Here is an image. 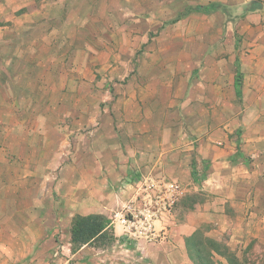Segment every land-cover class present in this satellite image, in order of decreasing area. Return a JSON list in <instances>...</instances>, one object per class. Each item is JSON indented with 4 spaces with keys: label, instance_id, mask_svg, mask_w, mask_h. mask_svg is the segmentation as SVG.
Instances as JSON below:
<instances>
[{
    "label": "rangeland",
    "instance_id": "rangeland-1",
    "mask_svg": "<svg viewBox=\"0 0 264 264\" xmlns=\"http://www.w3.org/2000/svg\"><path fill=\"white\" fill-rule=\"evenodd\" d=\"M164 1L180 3L178 0ZM8 2L14 3L13 0H0V5L5 7L0 13L1 61L16 42L10 40H15L20 31L16 29L13 16L23 14V8L12 10ZM205 2L208 1L184 0L183 7L178 5L173 12L169 9L162 22L159 17L165 13V7L161 8L159 4L151 9L97 8L94 12L100 20L105 21L109 14L117 23H86L81 30L85 38L57 41L56 56L43 55V49L40 56L36 55L39 63L32 76L39 82V117L27 115L19 123L20 128L28 131L22 137L25 143L22 150L16 151L17 146L12 141L8 145L12 151L1 150L0 138V243L5 240V226L8 231V249L6 255L3 249L0 250V264H75L77 258L87 253L80 251L83 246L72 250V217L103 215L110 221L108 233L113 236L115 214L128 213V206H132V213L144 207L157 212L160 221L163 214L168 215L167 225L196 223L198 229L194 235L197 241L205 247H208V241H214L220 253H227L234 264H264L263 218L257 231L245 234L243 240L254 234L246 246L238 244L232 248L227 244L229 234L217 233L215 220L211 221L214 218L207 215V212L211 214V209L203 210L215 196L202 188L207 167L206 161L197 153L202 141L234 151L239 149L241 153L247 144L253 153L250 160L256 162L252 166L251 179L260 184L259 190L264 192V128L255 121L256 111L264 108V104L250 106L252 113L247 117L249 107L242 99L240 86L237 92L234 70L229 80L227 73H223L225 85L220 95H216L217 102H211V19L204 13L198 14L201 12L195 9L208 5ZM41 9L47 13L41 15L38 26L43 31L50 26L47 17L56 14L57 10ZM87 11L90 17H85L89 21L93 13L91 9ZM131 13L135 20L127 24ZM151 14L160 16L151 18ZM9 17L12 21L7 20ZM232 17L229 14L227 19L232 23L225 22L219 30L232 33L231 49L238 52L240 34ZM148 18L156 22H149ZM127 27L130 34L122 32L127 31ZM115 28H120L121 32L113 30ZM43 48L51 51L50 46ZM219 58L229 61L233 68L237 65L232 55L231 60L223 53ZM67 61L70 66H66ZM47 94L49 98H46ZM44 99H47L46 103ZM28 107L30 111L32 107ZM139 111L147 113L148 118L135 120L134 115ZM45 115L49 117L46 121ZM3 122L9 127L13 120ZM135 123L137 127L133 126ZM36 127L39 130L32 136L31 130L35 131ZM224 128L228 130L227 140L218 145L219 140L225 138ZM145 129L151 135L137 138L136 134L147 133ZM139 143L152 150L161 149L160 145L173 144L175 147L176 144L184 149V161L177 168L165 166L143 170L131 166L128 161L141 157L143 152L131 151L129 146ZM111 162L118 167H109ZM192 162L196 170L194 180L191 176L188 181H183L180 177L189 175V171L191 175ZM245 167V162L239 161L238 166L227 168L225 186L232 178L244 175ZM115 170L126 176L117 183ZM177 174L179 178H176ZM106 181L111 191H107ZM134 184L136 193L131 200L127 188ZM170 184L178 185L181 191L167 190ZM12 192L17 194L12 195ZM81 192H88L84 199L88 205L104 202L109 207L108 212L72 213L71 216V206L79 203V199L74 201L71 197ZM104 192L111 196H102ZM35 193L39 196V204H35ZM169 196H173V202L168 201ZM256 207L264 211V199L257 201ZM199 208L203 221H197L195 215ZM167 235L161 229L157 238L167 239ZM130 237L139 239L143 236ZM114 243L113 236L110 241L84 246L95 254L111 250ZM217 262L226 264L223 260L217 259Z\"/></svg>",
    "mask_w": 264,
    "mask_h": 264
},
{
    "label": "crops",
    "instance_id": "crops-1",
    "mask_svg": "<svg viewBox=\"0 0 264 264\" xmlns=\"http://www.w3.org/2000/svg\"><path fill=\"white\" fill-rule=\"evenodd\" d=\"M13 1L14 3L8 2V6L11 7L12 10L23 8V14L18 17L13 16V18H15L13 22H15L16 29H20V31H17L15 40H10L16 42L8 49L7 54H5V59L2 61L0 59V138L2 139L1 150L6 151L13 150L12 147L8 146L11 145V141L17 146L16 151L23 149L25 143L22 137L24 132L27 134L28 131H25L22 127L20 128L19 123L27 115L35 119L39 117L38 108L41 105L39 92H37L39 82L32 74L36 70L35 65L39 63L36 60V55L40 56L42 52L41 49H43V55H48V53H50L56 56L58 54V48L55 47V44L57 45L58 43L57 41H70L73 40V38L81 40L85 38L81 30L86 23L95 25L98 23H117L114 16L109 14L106 16L105 21L100 20L101 18L97 17L96 11L94 12L97 8L130 9L137 7L151 9L159 4L161 8L165 7V13L163 12L161 17H159L160 15L155 16L152 14L150 16L151 18L159 17V21H165L169 9H172L171 12H173V9L178 5L183 7L184 2V0H178L180 1L178 4L176 2H165L164 0H160L159 2L155 0ZM207 1L208 2H205L206 4L219 3L225 6L228 11L226 14L222 10L217 9L210 14H206V17L208 16V19H211V102H217L216 95H220V91L225 85L224 81L226 77L223 73H227V78L229 80L233 70L235 73L238 69L241 75L240 88L243 96L242 99L247 105V108L249 107L247 109L249 111H247L248 117V115L252 113V107L250 106L264 104V0ZM41 8L57 10L56 14H49L47 20L50 22V26L43 31L38 26L41 15L44 14L46 16L47 13L43 12ZM3 9H5V7L1 4L0 13L3 12ZM87 9H91V13H93L89 21L88 18H86L87 16L90 17ZM229 14H232V18L235 19L234 24L237 27V32L240 34L241 41L238 52H232L231 49L232 33L230 31L219 30L223 27L225 22L227 24L232 23L227 19ZM131 16L132 17L128 18L127 24H132L134 22L135 15L131 13ZM7 20L12 21V18L9 17ZM121 20L124 22V17ZM147 20L150 22L152 19L148 18ZM152 21L156 22V20ZM113 30L121 32L119 31L120 28H115ZM122 32L130 34L128 27L127 31ZM49 46L51 51H45L43 47L49 49ZM65 53L66 51L63 55H65ZM221 53L229 55V60H231L230 55H232L237 65L233 68L229 61L224 60V58L220 59ZM65 64L66 66H70L69 61ZM233 78L235 77L233 76ZM47 87H49V84H47ZM51 87L54 86L52 85ZM49 96L50 95L47 94L46 98H49ZM44 102L46 103L47 99H44ZM28 106L32 107L30 111ZM256 113V124L264 128V108H259ZM134 116L136 117L135 120L142 121L147 119L149 115L143 111H139ZM8 119L13 120V123L9 126L11 128H9L8 125L2 124L4 120ZM48 119V115H45L44 120L46 121ZM133 126L137 127V124L135 123ZM38 130L39 127H36L35 131L32 129L31 135L34 136V133H37ZM146 130L147 129H145V131ZM227 131V129L226 131H222L225 138L227 137ZM57 132L63 136L60 129H58ZM164 134L165 136L167 135L166 130ZM140 135L150 136L151 132H148V130L147 133L140 132V134H136L137 138H140ZM225 138L222 137L218 145H221L224 140H227V138ZM32 145H34V143ZM36 145L39 146L38 140L36 141ZM160 146H162L161 149L156 148L152 150L150 146L146 147L141 143L135 146L130 145L131 151L143 152V155L141 157H134L130 160L128 159V162H130L131 166L142 168L143 170L156 167L162 168L165 166L179 167L184 161L183 157H185V154H182L184 149L178 147L176 144L175 147H173V144ZM246 146L247 144L244 147V153H241L239 149L234 151L226 146L223 147V145L221 147L214 145V143L210 145L208 141H202L197 147V153L207 164L205 178L201 182L202 188L209 194L215 196L211 203L203 206V210L211 209V214L207 212V215H211V217L214 218H211V221L215 220L214 225L217 228V233L227 232L229 234L230 241L227 244L232 248L237 247L238 244L243 247L246 246L245 244L254 237V234L243 240L245 234L257 231L260 228L262 218L264 220V211L256 207L257 201L264 199V192L259 190L260 184H255L251 179L253 173L252 166L255 165L256 162H251L250 155H253V153H251ZM119 149L122 151L120 146ZM262 154V157H264V149ZM23 161L24 160H22V162ZM124 161H126V158ZM239 161L242 163L245 162V174L241 177L232 178V181L227 182L229 187L228 185L225 186V180H228V178H225L226 169L238 166ZM109 167L117 168L118 166L111 162ZM115 174L118 176L115 183L120 182V179L126 177L125 174L117 172V170H115ZM176 176V178L180 177L178 174ZM190 177L189 171V175H183L180 179L188 181ZM105 180H107V178H105ZM36 182L38 184L37 180ZM259 183H261V181H259ZM105 186L107 191H111L108 181H106ZM126 186H128V184H126ZM127 190H129V197H131V200H134L136 193L135 184L134 186L129 185ZM17 191L18 189L16 188V192ZM16 192H12L11 194L16 195ZM36 194L37 193H35V204H39V196H36ZM87 194L88 192H81L78 196L74 195V197H71V200L73 199L74 201L79 199L78 204L75 203L71 206V216L72 213L85 215L87 213L105 214L108 212L107 208L109 207H107L104 202H96L88 205L87 199L84 200ZM112 194H115V191ZM102 196H111V194L104 192ZM32 199H34V196ZM197 210L198 212L195 214L198 216L197 221H203L200 216L202 215L200 213L201 209L199 208ZM117 214L118 216L120 215L119 212H117ZM167 216L163 214L161 216V221L160 216H158V218L152 221L155 232L148 233L139 239H131V237L124 232L118 220L112 221L115 243L110 248L111 250L106 249L91 254L89 248L83 246L80 251L83 250L87 255L77 258L75 264H195L190 259L187 252L185 238L197 231V224L167 225L169 219ZM161 229L163 232L168 233L167 239L157 238L158 231ZM3 235L5 236V240L3 243H0V250L2 251L3 249L6 255L8 249V231L6 226L3 228ZM242 242L243 245H241ZM109 253L112 254L109 255ZM1 256L0 254V257ZM213 259L216 264H218L217 259L220 262L223 260L228 264L225 258L218 255L214 254Z\"/></svg>",
    "mask_w": 264,
    "mask_h": 264
},
{
    "label": "trees",
    "instance_id": "trees-1",
    "mask_svg": "<svg viewBox=\"0 0 264 264\" xmlns=\"http://www.w3.org/2000/svg\"><path fill=\"white\" fill-rule=\"evenodd\" d=\"M196 11L210 14L212 11L220 9L227 14L225 6L219 3H209L206 6H197ZM241 75L236 71L235 85L237 92L240 86ZM196 170L194 169V162H192L191 176H195ZM110 228V221L105 216L100 214H90L86 216L74 215L71 219V243L72 250L78 249L84 245H90L91 242H107L113 239V236L109 235L108 229ZM196 233V232H195ZM193 233L191 236L185 238V244L190 259L195 264H216L214 261V254L226 259L228 264H234V260L229 258L227 253H220V248L214 244V241L210 240L208 247H205L202 243L197 241L196 235ZM115 239V237H114Z\"/></svg>",
    "mask_w": 264,
    "mask_h": 264
},
{
    "label": "built area",
    "instance_id": "built-area-1",
    "mask_svg": "<svg viewBox=\"0 0 264 264\" xmlns=\"http://www.w3.org/2000/svg\"><path fill=\"white\" fill-rule=\"evenodd\" d=\"M178 185L170 184L167 190H173L174 192L181 191ZM168 201L173 202V196L168 197ZM132 206H128V213L115 214V220L122 225L124 232L130 236L142 237L148 233H153L152 221L158 218L159 214L154 211H150L148 208H142L137 213H132ZM130 214V215H129ZM118 218V219H117Z\"/></svg>",
    "mask_w": 264,
    "mask_h": 264
}]
</instances>
